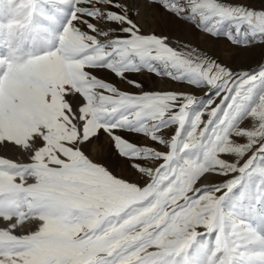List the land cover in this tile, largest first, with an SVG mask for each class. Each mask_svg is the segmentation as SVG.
<instances>
[{"label": "snow or ice", "instance_id": "6c2138e0", "mask_svg": "<svg viewBox=\"0 0 264 264\" xmlns=\"http://www.w3.org/2000/svg\"><path fill=\"white\" fill-rule=\"evenodd\" d=\"M152 2L234 45L264 42V0ZM0 45V144L28 156L0 157V264H234L243 256L239 246L232 256L227 222L240 210L264 217V59L237 69L189 44L174 47L168 36L144 34L119 0H0ZM144 73L182 87L150 90L135 78ZM101 134L146 178L142 186L114 175L108 157L90 158ZM204 241L215 245L210 256Z\"/></svg>", "mask_w": 264, "mask_h": 264}, {"label": "rangeland", "instance_id": "374dc122", "mask_svg": "<svg viewBox=\"0 0 264 264\" xmlns=\"http://www.w3.org/2000/svg\"><path fill=\"white\" fill-rule=\"evenodd\" d=\"M146 1L148 3L146 6V14L144 17H141L140 7L137 8L134 3H129L126 0H119L120 4L127 6L128 15L140 26L144 34L168 36L174 47H179L182 44H189L198 48L208 56L217 58L218 61L237 69L246 70L255 68L256 65L264 59V42L257 41L247 46L234 45L226 37H212L202 30L195 29L191 23L170 16L164 8L160 7L157 3H153L152 0ZM234 2L251 3L255 7H260L261 5V0H234ZM157 11H159L160 14L156 13ZM164 14H167V18L163 17ZM93 22L97 23V26L103 29L117 27L115 24L109 25L104 22ZM227 27L228 25L224 26L225 29H227ZM2 51L3 47L0 45V52ZM101 75L105 76L121 90L139 91L128 85L126 81H122L107 73H101ZM135 78L138 80L147 79L150 90H175L182 87L180 82L172 81L167 77H156L148 73H144L142 76L137 75ZM190 91L198 96L202 93V90L190 89ZM212 95H214V93L209 94V96ZM207 99L208 97H205L200 104L195 105V111H199ZM131 139L141 145H148L157 150L164 149L163 145L153 143L144 135H137L131 137ZM0 147V157L13 160H27L28 158L27 153L22 149H19V152L16 151L12 155V151L7 148V144H0ZM109 153H111L110 156ZM87 154L95 162L101 163H104L105 158L108 157L105 166L109 167V170L119 178L127 179L129 182H139L141 186L146 179L138 175L137 171L130 165V162L126 158L119 156V154L115 152L112 147L111 139L104 134H101L99 140L93 142ZM149 166L155 167L158 166V164L156 162H150ZM212 179H215V177ZM234 215L235 218L233 219L230 217L227 222L228 239L232 256L233 258L237 256V246H239L243 252L242 257L234 259V264H264V217L252 215L244 210L237 211ZM32 228L33 225L27 222L25 223V230H31ZM215 235L216 233L213 232L211 236L212 241L215 240ZM241 241L242 243H239ZM214 246V243L209 244L207 241H204L202 243V251H204L207 256H210L211 249Z\"/></svg>", "mask_w": 264, "mask_h": 264}, {"label": "bare ground", "instance_id": "6f19581e", "mask_svg": "<svg viewBox=\"0 0 264 264\" xmlns=\"http://www.w3.org/2000/svg\"><path fill=\"white\" fill-rule=\"evenodd\" d=\"M127 2L129 3H134V5L138 8L140 7V12H141V17H144V15L146 14V6H147V1L146 0H126ZM137 1V2H136ZM156 13H159V11H157ZM167 14H164L163 17L167 18L166 17ZM162 17V18H163ZM6 146V145H5ZM1 148V147H0ZM7 148L10 149L12 151V155L13 153H15L16 151H18L20 148H18L17 146L15 145H12V144H7ZM19 152V151H18ZM18 154V153H17Z\"/></svg>", "mask_w": 264, "mask_h": 264}]
</instances>
